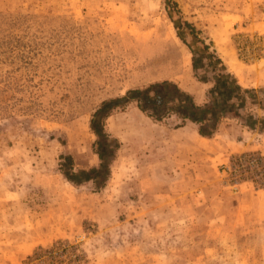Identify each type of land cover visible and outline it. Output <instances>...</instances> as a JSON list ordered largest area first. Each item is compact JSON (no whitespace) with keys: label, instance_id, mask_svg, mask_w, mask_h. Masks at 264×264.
<instances>
[{"label":"rangeland","instance_id":"rangeland-1","mask_svg":"<svg viewBox=\"0 0 264 264\" xmlns=\"http://www.w3.org/2000/svg\"><path fill=\"white\" fill-rule=\"evenodd\" d=\"M221 73L255 96L209 137L130 102L79 173L102 101ZM0 264H264V0H0Z\"/></svg>","mask_w":264,"mask_h":264},{"label":"trees","instance_id":"trees-1","mask_svg":"<svg viewBox=\"0 0 264 264\" xmlns=\"http://www.w3.org/2000/svg\"><path fill=\"white\" fill-rule=\"evenodd\" d=\"M217 63H220L219 59L211 61L213 67ZM212 81L214 86L211 88V105L200 106L196 104L189 93L167 80L152 83L141 89H130L123 96L102 101L90 119V129L98 138L96 153L101 161L100 167L79 173L90 179L95 174V180L100 184L102 183L101 180L108 174L109 167L105 158L112 154V150L107 145L108 137L104 132L103 120L115 108H123L127 103L134 102L141 112L152 119L162 120L174 115L182 121H190L198 125V133L201 136L209 137L216 128L218 115L223 116L225 113L237 115L236 110L244 107L245 95L255 96L253 89H243L229 73H221L215 76ZM219 90L223 91L219 93ZM241 95L242 97H240ZM234 97L241 99L238 104L231 101ZM253 119V116L249 115V120L252 121ZM67 178L71 179L69 176ZM73 181L76 180L73 179Z\"/></svg>","mask_w":264,"mask_h":264}]
</instances>
